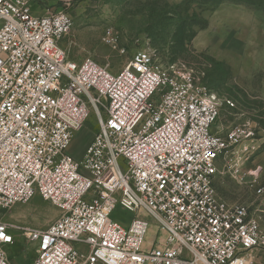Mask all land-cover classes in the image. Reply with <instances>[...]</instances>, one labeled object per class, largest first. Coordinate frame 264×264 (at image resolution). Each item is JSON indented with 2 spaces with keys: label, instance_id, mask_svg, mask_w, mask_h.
<instances>
[{
  "label": "built area",
  "instance_id": "2783aa9c",
  "mask_svg": "<svg viewBox=\"0 0 264 264\" xmlns=\"http://www.w3.org/2000/svg\"><path fill=\"white\" fill-rule=\"evenodd\" d=\"M35 3L0 0V209L37 194L59 217L43 229L0 219V264L15 229L35 245L31 264H264V227L214 186L217 162L253 133H214L217 96L147 52L117 74L68 59L71 17ZM91 110L97 131L77 161L67 150Z\"/></svg>",
  "mask_w": 264,
  "mask_h": 264
},
{
  "label": "rangeland",
  "instance_id": "374dc122",
  "mask_svg": "<svg viewBox=\"0 0 264 264\" xmlns=\"http://www.w3.org/2000/svg\"><path fill=\"white\" fill-rule=\"evenodd\" d=\"M35 7L41 15L63 10L71 17V31L60 46L72 61L93 59L117 74L136 53L147 52L158 66L186 70L213 92L220 103L213 132L253 133L217 162V196L248 206L264 227V194H256L264 189V0H36ZM96 131L91 110L67 154L81 160ZM58 217L37 194L28 203L0 209V219L18 229H43ZM130 217L119 208L111 215L123 224ZM10 234L14 243L4 247L10 264H31L35 245L17 229ZM150 239L148 232L146 242Z\"/></svg>",
  "mask_w": 264,
  "mask_h": 264
},
{
  "label": "crops",
  "instance_id": "0c3cea01",
  "mask_svg": "<svg viewBox=\"0 0 264 264\" xmlns=\"http://www.w3.org/2000/svg\"><path fill=\"white\" fill-rule=\"evenodd\" d=\"M34 13L41 15L40 13L36 12V7L34 8Z\"/></svg>",
  "mask_w": 264,
  "mask_h": 264
},
{
  "label": "trees",
  "instance_id": "16d2710c",
  "mask_svg": "<svg viewBox=\"0 0 264 264\" xmlns=\"http://www.w3.org/2000/svg\"><path fill=\"white\" fill-rule=\"evenodd\" d=\"M237 3H239V4H242V3H244V1H236Z\"/></svg>",
  "mask_w": 264,
  "mask_h": 264
}]
</instances>
